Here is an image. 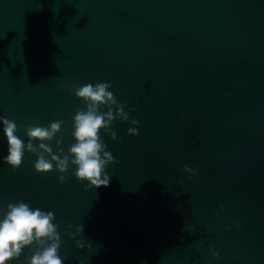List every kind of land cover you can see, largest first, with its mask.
Returning <instances> with one entry per match:
<instances>
[{
	"label": "water",
	"instance_id": "obj_1",
	"mask_svg": "<svg viewBox=\"0 0 264 264\" xmlns=\"http://www.w3.org/2000/svg\"><path fill=\"white\" fill-rule=\"evenodd\" d=\"M97 82L129 121L108 125L117 140L100 130L119 163L86 188L68 152L87 111L72 86ZM0 116L25 145L29 125L64 122L44 142L65 173L35 169L50 158L39 140L13 169L0 122V220L21 201L53 212L64 264H264V0H0Z\"/></svg>",
	"mask_w": 264,
	"mask_h": 264
},
{
	"label": "clouds",
	"instance_id": "obj_2",
	"mask_svg": "<svg viewBox=\"0 0 264 264\" xmlns=\"http://www.w3.org/2000/svg\"><path fill=\"white\" fill-rule=\"evenodd\" d=\"M112 87L110 82H97L95 84L88 83L83 86L73 85L72 90L75 95L86 102L87 111L80 109L73 117L74 132L72 135L76 139L68 152L71 154V163L77 166L75 176L80 181H89L86 188L107 187L110 184L111 176L105 171L109 164H116L119 161L110 151H106V144L100 136V130L103 128L109 132L113 140H117V133L108 127L116 119L125 122L129 121V113L124 111L126 103L121 104L114 93L109 91ZM101 105L107 110L101 111ZM116 106V111L112 106ZM135 111V109H130ZM0 122L3 123V131L8 142V155L4 157V161L11 165L13 169H18L22 164L25 149L29 152H37L33 141L39 140V149H43L50 154V158L43 153L38 156L35 162V169L38 172L47 173L58 170L65 173L68 170L69 156L63 158L53 153V149L44 141L51 140L55 133L58 132L63 125V121H55L50 127H42L29 125L27 127L28 143L16 135L18 127L15 121L4 116H0ZM131 124L138 125L139 120L132 118ZM129 134L138 135L137 127H130ZM57 145L62 143L61 140L56 141ZM63 152V149H60ZM185 171L189 174H196L197 170L185 165ZM66 176L60 175L59 181L65 182ZM223 205H221V208ZM9 211L3 220H0V264H9L10 261L17 259L22 254L25 247L30 246L34 241L51 240L43 251H38L31 256L30 264H64L63 259L59 255L61 247V237L58 232V225L54 224L55 215L51 211H43L41 209L33 210L29 204L24 202L9 203ZM237 227L242 225L237 224ZM83 225L77 228L72 236L83 233ZM76 244L79 248H84V242L77 240ZM219 256V253H213ZM66 258V257H65Z\"/></svg>",
	"mask_w": 264,
	"mask_h": 264
}]
</instances>
